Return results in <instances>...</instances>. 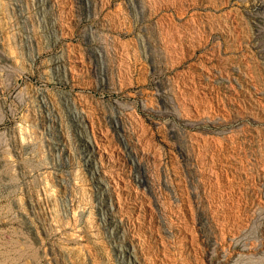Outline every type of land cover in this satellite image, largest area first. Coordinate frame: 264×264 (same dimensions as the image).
<instances>
[{
    "label": "rangeland",
    "instance_id": "rangeland-1",
    "mask_svg": "<svg viewBox=\"0 0 264 264\" xmlns=\"http://www.w3.org/2000/svg\"><path fill=\"white\" fill-rule=\"evenodd\" d=\"M0 264H264V0H0Z\"/></svg>",
    "mask_w": 264,
    "mask_h": 264
},
{
    "label": "bare ground",
    "instance_id": "bare-ground-1",
    "mask_svg": "<svg viewBox=\"0 0 264 264\" xmlns=\"http://www.w3.org/2000/svg\"><path fill=\"white\" fill-rule=\"evenodd\" d=\"M70 70H71V69H70ZM84 139H85V142L82 141V142H83V145H84L86 148H89V151H90V152L95 153V155H99V156L102 155V153H103V149H102V147H101V143H96V144L94 145V142H92L90 139H86V138H84ZM89 143L91 144V148H90ZM81 146H82V145H81ZM105 188H106V187H105Z\"/></svg>",
    "mask_w": 264,
    "mask_h": 264
},
{
    "label": "built area",
    "instance_id": "built-area-1",
    "mask_svg": "<svg viewBox=\"0 0 264 264\" xmlns=\"http://www.w3.org/2000/svg\"><path fill=\"white\" fill-rule=\"evenodd\" d=\"M87 71H88V69H87V66H86V65H84V67H83V72L86 74V73H87Z\"/></svg>",
    "mask_w": 264,
    "mask_h": 264
}]
</instances>
